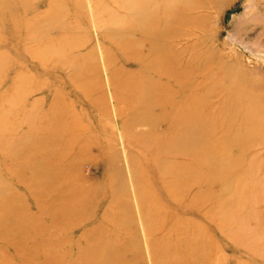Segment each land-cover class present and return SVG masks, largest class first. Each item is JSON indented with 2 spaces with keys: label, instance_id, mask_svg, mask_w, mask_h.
<instances>
[{
  "label": "rangeland",
  "instance_id": "374dc122",
  "mask_svg": "<svg viewBox=\"0 0 264 264\" xmlns=\"http://www.w3.org/2000/svg\"><path fill=\"white\" fill-rule=\"evenodd\" d=\"M126 21L142 34L160 32L177 70L192 65L180 91L174 80L163 91L188 102L202 96L205 118L240 124L244 104L232 99L254 100L248 121L257 129L223 194L231 200L222 212L219 202L206 209L212 242L195 247L202 255L192 264H264V0H0V264H94L102 219L114 220L101 231L111 239L135 237L134 264H151L147 212L135 194L148 199L155 182L151 131L140 119L146 96H138L143 78L156 77L145 67L150 52L137 54L148 42L138 38L135 52L118 47ZM160 107L151 109L165 122L155 134L169 131L174 116ZM67 203L85 222L65 216ZM41 204L51 210L38 233Z\"/></svg>",
  "mask_w": 264,
  "mask_h": 264
},
{
  "label": "bare ground",
  "instance_id": "6f19581e",
  "mask_svg": "<svg viewBox=\"0 0 264 264\" xmlns=\"http://www.w3.org/2000/svg\"><path fill=\"white\" fill-rule=\"evenodd\" d=\"M128 24L129 22L126 21L123 27V30H127V32L122 33L123 36H116L120 41L118 47L124 49L127 46L135 52V50L140 48L138 38L142 42H148L150 46L147 47L146 52H140L139 50L137 54L139 59H141L146 53L149 56L148 52H150L152 58L144 60L145 67L151 69L156 77L154 80L149 76L138 77V79L143 78V82L146 84L145 93H142V96H138V98L146 96V100H139V103H141L139 106L144 109L140 119L145 121L144 124L148 126V131H151V134L147 136L146 146L153 149L152 164H155L153 167L155 175H152L155 178V182L151 181L150 183V187L153 188L150 190V197L144 200V192L141 190L135 194L143 213L147 212V215H143L144 218L141 222L146 232L147 246L151 248L148 256H150L151 264H163L159 258H164L166 264H185L187 262L192 264L195 261L198 263L197 258L202 254H199L195 247H199L203 251V244L212 242L211 233L204 225L205 222L210 223L212 220V216L209 215L206 209L216 202L217 204L219 202L217 210H221L220 212L227 207L226 204H228V199L231 197L226 199L223 194L226 187H228L227 184H232L233 176L238 173L237 170L242 165V160H240L242 159V154L247 149L250 138L253 139L254 130L257 129L256 126L248 121L249 116L257 106H255L254 100H242V98L237 99V97L232 99L241 100L234 103L244 104L243 113L241 112L237 115L238 120L240 119L239 116L243 118L239 124V121L233 122L231 116L218 120L205 118L200 114L203 97L195 93L188 102L182 96L177 98L164 92L163 90H167V83L170 80L175 81V88L180 91L188 80L194 78L196 71L192 65H187L186 69L182 71L176 69L180 67V64H176L175 60L170 57L172 52L167 50L169 47H165V39L160 32L142 34V31H137L138 26ZM129 29L131 36L128 37L126 35H128ZM169 57L172 59V63L168 60ZM154 59H157V61L155 62ZM202 70L200 69V71ZM157 72L161 77V86ZM138 79L136 80V85ZM181 79H184V81L181 82ZM169 104H174L175 107L167 109L166 107ZM135 105L138 107V104ZM156 105L161 106L160 108L167 111L168 115H174L168 123L170 130L164 134L154 133L160 123L165 125L164 119L163 122L158 121L151 114L152 107ZM203 105H205V101ZM217 129H220L219 135L215 133ZM207 131L210 133H207ZM52 139L54 140V138ZM143 141L145 140L141 142L143 143ZM233 150L237 152L236 156L232 154ZM239 153L240 156L238 157ZM35 179L37 183H42L44 180V186L38 185L37 188H40L45 193L48 182L40 174ZM215 188L218 191H215ZM34 189L36 192L39 190ZM233 190L234 188L232 192ZM232 192L230 191V194H233ZM213 193H217L216 198H213ZM36 198L38 197L36 196ZM72 208L71 204L67 203L65 216L69 218L71 215L82 220L80 216H75L74 212L71 213L74 210ZM50 210L49 206L43 204L38 208L37 214L34 216L35 222L38 223L36 230L38 233L45 230L46 224L41 219L45 214H49ZM110 217L115 216L111 215ZM58 220V218H54L52 225H58ZM71 221L72 219H69L66 222L67 227ZM113 221L109 219L107 223L112 224ZM199 221L204 223L202 224ZM81 222L85 221L82 220ZM107 223L105 219H102L100 228H98L96 244L102 248V255L98 258V262L94 264H134V259L138 255V253H135L137 247L135 237H132L130 241L125 237L118 238L112 235L111 239V236L107 235V231L101 233L104 228L102 225L106 224L108 226ZM192 247H194L195 251L194 249L192 250ZM101 248L98 251L93 250L95 257L101 252ZM201 250L199 249V251ZM128 253L131 256L130 258L126 257ZM45 255L47 256V254ZM87 264L90 263L87 262Z\"/></svg>",
  "mask_w": 264,
  "mask_h": 264
}]
</instances>
